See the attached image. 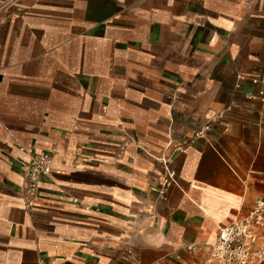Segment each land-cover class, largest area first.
Here are the masks:
<instances>
[{
  "label": "crops",
  "instance_id": "obj_1",
  "mask_svg": "<svg viewBox=\"0 0 264 264\" xmlns=\"http://www.w3.org/2000/svg\"><path fill=\"white\" fill-rule=\"evenodd\" d=\"M262 90L264 0H0V264L210 263L264 196Z\"/></svg>",
  "mask_w": 264,
  "mask_h": 264
},
{
  "label": "built area",
  "instance_id": "obj_2",
  "mask_svg": "<svg viewBox=\"0 0 264 264\" xmlns=\"http://www.w3.org/2000/svg\"><path fill=\"white\" fill-rule=\"evenodd\" d=\"M249 77L239 75V82L245 81ZM253 85L260 83L257 77L249 78ZM238 82L237 87H240ZM262 98L264 101V90L258 94H249V99ZM205 130H209L206 127ZM204 131L200 133L202 136ZM130 140L122 141L115 150V158L121 159L125 154ZM57 154L56 149L49 151L29 152V159L22 172V191L25 195L27 207L35 208L36 200L39 197L40 183L42 178H49L52 175H59L60 169H56L54 165V157ZM76 164H84L86 160L96 159L91 157L87 159L81 150L75 153ZM103 161H109V158H99ZM170 160L164 161L165 179L163 187L168 188L177 183L176 172L169 168ZM264 231V196L259 198L252 210L243 218L233 222L232 224L220 229L218 241L211 247L212 262H224L226 264H264V245L260 244L261 233ZM196 246L188 247V250L195 251Z\"/></svg>",
  "mask_w": 264,
  "mask_h": 264
},
{
  "label": "rangeland",
  "instance_id": "obj_3",
  "mask_svg": "<svg viewBox=\"0 0 264 264\" xmlns=\"http://www.w3.org/2000/svg\"><path fill=\"white\" fill-rule=\"evenodd\" d=\"M260 239H261L260 244L264 245V235ZM208 264H226V263H224V262H212V263H208Z\"/></svg>",
  "mask_w": 264,
  "mask_h": 264
}]
</instances>
